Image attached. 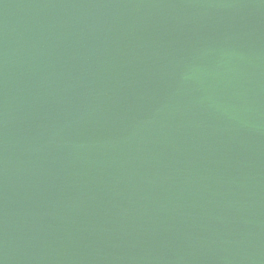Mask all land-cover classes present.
<instances>
[{"label": "water", "instance_id": "95a60500", "mask_svg": "<svg viewBox=\"0 0 264 264\" xmlns=\"http://www.w3.org/2000/svg\"><path fill=\"white\" fill-rule=\"evenodd\" d=\"M0 264H264V0H0Z\"/></svg>", "mask_w": 264, "mask_h": 264}]
</instances>
